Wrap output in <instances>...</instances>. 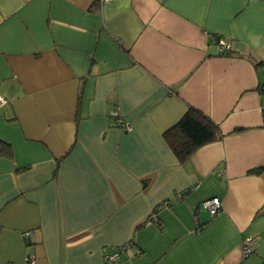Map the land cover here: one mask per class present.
I'll use <instances>...</instances> for the list:
<instances>
[{
	"label": "crops",
	"instance_id": "crops-1",
	"mask_svg": "<svg viewBox=\"0 0 264 264\" xmlns=\"http://www.w3.org/2000/svg\"><path fill=\"white\" fill-rule=\"evenodd\" d=\"M261 77L264 0H0V264H264ZM189 105L224 136L182 162Z\"/></svg>",
	"mask_w": 264,
	"mask_h": 264
},
{
	"label": "trees",
	"instance_id": "trees-1",
	"mask_svg": "<svg viewBox=\"0 0 264 264\" xmlns=\"http://www.w3.org/2000/svg\"><path fill=\"white\" fill-rule=\"evenodd\" d=\"M230 52H220L227 56ZM255 66L259 69L262 63L257 61ZM259 91L263 95L264 113V77L259 82ZM224 136L221 127L200 109L188 106L183 117L171 128L164 132V137L176 157L184 162L188 160L199 148L204 145L219 141ZM0 155L12 156V146L0 139ZM251 173L261 174L264 172V164L254 168ZM120 247V246H119Z\"/></svg>",
	"mask_w": 264,
	"mask_h": 264
},
{
	"label": "built area",
	"instance_id": "built-area-1",
	"mask_svg": "<svg viewBox=\"0 0 264 264\" xmlns=\"http://www.w3.org/2000/svg\"><path fill=\"white\" fill-rule=\"evenodd\" d=\"M101 1L104 3L112 2V0H101ZM219 46H220L221 52L227 53V52L231 51V44L227 40H220ZM4 103H5V98L0 96V105H3ZM112 115L115 118V121L117 122V124L124 125V122H123L122 118L120 117L119 111L117 109H114L112 111ZM125 125L127 126L128 129L132 128L129 123L125 124ZM222 206H223V203L219 197H212L209 199H205L200 204V208L206 209L211 214V216H215L218 213H220ZM30 234H31V231H27L24 233V236L28 237ZM256 241H257V238H255V237H249V238L244 240V242L242 244V254L244 256H248L255 251ZM125 247H126V245H122V246L116 247L114 249H106L105 253H104L103 264H118L121 260V254H122V251L124 250ZM26 260H27L26 264H31L33 262L34 258L28 257Z\"/></svg>",
	"mask_w": 264,
	"mask_h": 264
}]
</instances>
